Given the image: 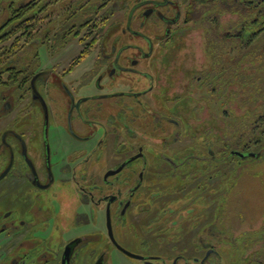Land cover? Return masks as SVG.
<instances>
[{
  "label": "flooded vegetation",
  "instance_id": "obj_1",
  "mask_svg": "<svg viewBox=\"0 0 264 264\" xmlns=\"http://www.w3.org/2000/svg\"><path fill=\"white\" fill-rule=\"evenodd\" d=\"M19 2L17 33L1 8L0 200L13 208L0 209V264H114L106 244L143 264H217L225 203L206 204L203 218V202L189 201L202 149L176 147L187 123L144 102L152 70L171 60L157 52L192 29L189 0Z\"/></svg>",
  "mask_w": 264,
  "mask_h": 264
},
{
  "label": "rangeland",
  "instance_id": "obj_2",
  "mask_svg": "<svg viewBox=\"0 0 264 264\" xmlns=\"http://www.w3.org/2000/svg\"><path fill=\"white\" fill-rule=\"evenodd\" d=\"M6 0H0L1 5L7 4ZM8 11L6 9V17H8ZM5 11L2 13L0 10V24L5 19ZM225 20V19H224ZM125 22V20H124ZM182 26V23H181ZM148 31V30H147ZM151 32V31H148ZM127 38V36H123ZM141 42V40H140ZM205 41L203 38V32L199 29H190L182 31V34L177 36L174 43L170 44L167 48V53L165 50H161L162 53H158V56L169 54L171 55V60L168 62H161L159 68L156 64V68L152 70V73L156 75L157 81L156 85L153 87V92L146 95L145 101L149 106V114L153 110V114L157 115L159 112L170 111V115L176 119L182 120V124L186 123V138H181L178 141V145H194L191 150L195 151L198 146L202 148V142L213 139L214 146L212 153H220L223 147L217 144L218 139H222L225 136H230V140L236 141L239 138V132L244 129L248 124L252 125V122L257 118L259 113L264 108V59L258 61L255 67H250L244 70L243 83L244 86H240L235 82V84H230L228 87L222 85L218 88L214 85V88H218L217 93L212 92V86H205L201 80L198 79V74L202 71L205 66L210 68V58L205 53ZM256 46L257 49L262 51L264 47V38H260L253 43V47ZM159 51V49H157ZM264 52V51H263ZM229 54V53H228ZM233 56L236 52H230ZM259 54H261L259 52ZM237 56V55H236ZM235 56V57H236ZM209 60V61H208ZM228 64V62L226 63ZM242 63L240 64V67ZM145 69L147 66L145 65ZM243 69V68H242ZM240 69V71L242 70ZM148 70V69H147ZM149 85L147 79H138L136 84L138 89H143ZM165 88L169 89L168 94L164 92ZM224 94L226 98L221 99V94ZM221 97L219 100L218 98ZM229 97V98H228ZM228 98V100H227ZM180 99V101H178ZM227 100V101H226ZM177 101V103H176ZM167 106H166V105ZM179 106L180 115L174 114L171 106ZM169 107V109H167ZM152 110H151V109ZM147 110L144 113H140V116L146 117ZM146 121V120H143ZM227 126V127H226ZM173 127H171V137L173 138ZM190 134V135H189ZM208 135V136H207ZM154 136L160 137L159 133H154ZM155 138V139H156ZM203 140V141H202ZM202 141V142H201ZM253 149L255 147H252ZM207 150H203V155H206ZM231 159V167L238 169L237 178L234 180L233 188L230 192V202H224V215L218 216L214 220V228L219 231V233L227 238L213 240L216 241L219 247L227 249L222 252L221 259L217 264H236L234 258L241 257L243 261L251 257L257 249L260 248V243L250 242V246L246 247L245 251L230 250L232 248L231 236H239L245 232L257 231L264 228V160L253 162L251 159L239 160L238 158ZM232 172V171H231ZM235 176L229 174L227 176L228 180H233ZM204 178V179H203ZM205 183L211 182L212 190H204L201 187L198 190H193L192 194L197 197L192 198L191 202H203V213L204 218L206 204H211L213 207L219 202L220 198L215 202V197L220 196L221 193L227 189L225 186H221L220 190H216L218 187V177L215 176L211 179L206 178L202 175L199 182ZM198 184V181H196ZM2 187L0 186V189ZM226 188V189H225ZM1 192V191H0ZM184 202H189L188 200H183ZM182 201V202H183ZM12 202H6V197L0 200V209L8 210L12 207ZM19 208V202H16L14 206ZM219 209V207H218ZM211 210V207H208ZM219 212V210H218ZM204 221V219H203ZM66 227L67 223L64 224ZM210 224L203 223V234L202 238L205 241H209L208 229L206 228ZM261 232L260 236L264 235ZM256 237V235H255ZM254 237V239H255ZM132 237L127 235L122 237V241L131 251L143 252L146 247L141 244V239L135 238L133 241ZM143 241V240H142ZM104 245V244H103ZM108 252V259L112 263L117 264H143L141 260L129 258L116 248L110 247L106 244ZM153 249V246H151ZM243 244L241 242V248ZM235 249V248H234ZM150 250V249H149ZM252 254V255H251ZM253 257V256H252ZM251 257V259H252Z\"/></svg>",
  "mask_w": 264,
  "mask_h": 264
},
{
  "label": "trees",
  "instance_id": "obj_3",
  "mask_svg": "<svg viewBox=\"0 0 264 264\" xmlns=\"http://www.w3.org/2000/svg\"><path fill=\"white\" fill-rule=\"evenodd\" d=\"M19 1L6 0V8L9 9V18H7L6 22L13 24L10 29L14 33L21 30L19 25L24 22L22 20L23 14L19 11L21 7ZM186 21L190 23L192 28L203 32L204 50L210 58V61L208 60L210 62L208 64L210 66L209 70L206 66L202 68V71L197 76L198 79L205 86H212L211 89L214 88V85L221 88L220 86L222 85L228 87V85L235 84V82L240 86H244L245 63L248 65L247 69H250V67H255L258 61L264 59V47L262 51L257 49L256 46L253 47L254 41L264 38V0H189ZM30 22H33V20H30ZM230 52H236V54L232 56ZM227 62L228 64H226ZM241 63L242 66L240 67ZM240 69L242 70L240 71ZM218 88H214L211 91L217 93ZM221 97L218 100L220 98L223 99V97L226 98L223 93ZM238 132L239 138H236V141L230 140V136H226V132L224 138H217L216 146L218 144L223 147L219 154L210 153L214 146L213 139L205 142L201 141L203 143L202 148L207 150V153L203 155L202 150L204 158L201 160L200 175H205L208 179L217 176V191L220 190L221 186L227 187L224 190L227 192L215 197V199L220 198L219 202H230V192L233 188L234 180L237 178L235 175L238 172L235 166L234 168L231 167L232 158H238L239 160L251 159L253 162L264 160V108H262V111L252 122L251 126L248 124L241 132L240 130ZM252 147L255 148L253 149ZM236 150L245 154L255 152L256 156L247 155L242 158L232 153ZM191 161V164H188L189 162L186 163L185 166L187 168L194 167L195 160L192 159ZM231 173L235 177L233 180H228L227 176L231 175ZM187 175L196 177L193 171L188 172ZM197 181L198 184L193 186V188H200V185H202L204 190H212L211 182L207 184L205 183L206 180H204L203 184V180L202 182ZM187 183H189V179ZM193 183H196V179L193 180ZM188 188L191 187L189 186ZM261 232L264 233V228L253 232L256 237L250 231L236 237L233 236V238L231 236L233 242L230 250L245 251L253 240L254 243L259 242L261 244L260 248L253 255L251 254L253 256H251L252 259L249 257L243 261L241 257L234 258L236 264H264V235L261 237ZM241 242L243 244L242 248Z\"/></svg>",
  "mask_w": 264,
  "mask_h": 264
},
{
  "label": "water",
  "instance_id": "obj_4",
  "mask_svg": "<svg viewBox=\"0 0 264 264\" xmlns=\"http://www.w3.org/2000/svg\"><path fill=\"white\" fill-rule=\"evenodd\" d=\"M232 153L237 154V155H239V156L242 157V158H245L247 155H249V156H251V157L256 156V153H255V152H249V153L245 154V153H243V152H241V151L236 150V151H233ZM109 219H110V217H109ZM108 223H109V230H110V232H111V224H110V221H109V220H108ZM111 236H112L113 240L115 241V239H114L112 233H111ZM117 246H118L119 248L123 249L120 245L117 244ZM124 251H126V250H124ZM128 253H129L130 255L137 256V255L132 254V253H130V252H128ZM137 257H139V256H137Z\"/></svg>",
  "mask_w": 264,
  "mask_h": 264
}]
</instances>
